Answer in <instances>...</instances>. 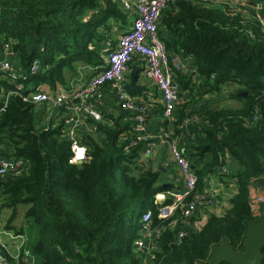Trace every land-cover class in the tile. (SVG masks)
Returning <instances> with one entry per match:
<instances>
[{
  "label": "trees",
  "instance_id": "16d2710c",
  "mask_svg": "<svg viewBox=\"0 0 264 264\" xmlns=\"http://www.w3.org/2000/svg\"><path fill=\"white\" fill-rule=\"evenodd\" d=\"M236 1H242L240 6L221 0H168L160 14L159 37L169 56L191 62L189 70L195 71L175 73L180 96H186L173 118L174 137L194 134L183 146V156L197 177L195 192H206L212 179L224 189L234 188L220 215L203 220L198 212L182 220V208L190 201L185 199L172 217L160 220L158 210L174 203L168 197L156 203L155 195L166 188L158 184V170L139 161L140 146L127 151L129 124L120 125L116 117L111 129L97 126L103 139L83 136L87 160L70 165V142L62 139L60 128L38 125L35 105L23 100L38 89H68L81 75L79 65H102L104 50L97 46L115 43L114 34L127 27L128 15L113 0H0V43L10 45L16 68L26 76L20 80L22 90L0 81V97L6 88L17 91L0 113V155L27 159L21 175L0 178L1 206L12 210L2 226L28 240L21 228L12 226L21 206L31 236L27 245L22 241L18 256L2 248L0 258L25 264L27 250L33 264H142L133 245L139 218L148 210L161 231L149 264L206 263L224 238L234 250L242 248L247 225L260 217L250 188L264 180V152L257 148L264 144V0ZM34 59L40 66L31 74ZM226 84L240 107L199 108V102L224 92ZM155 107L161 114L162 107ZM194 116L201 125L178 129L187 120L190 125ZM226 158L235 168L222 174ZM223 199L219 194L213 204ZM261 255L264 264V247Z\"/></svg>",
  "mask_w": 264,
  "mask_h": 264
},
{
  "label": "built area",
  "instance_id": "2783aa9c",
  "mask_svg": "<svg viewBox=\"0 0 264 264\" xmlns=\"http://www.w3.org/2000/svg\"><path fill=\"white\" fill-rule=\"evenodd\" d=\"M113 1L128 15L130 22L125 29H119L115 35L114 46L111 43L107 44V48L101 54L103 64L97 67L85 66L91 69V73L78 88H73V83L77 79L70 82L68 89L62 87H58L55 91L38 89L24 95L23 100L35 105L38 114V125L45 128H60L62 139L70 142L68 164L81 165L87 160V150L82 144L81 138L83 136L80 133L82 127L85 126L84 115L90 116L94 121L101 120V114L95 108L93 109L88 101H93L94 105H100L103 99V89L107 86L110 87L118 103L128 112L127 120L132 127L131 133L128 134L127 151L140 146L138 154L143 158H149L156 149L165 146L169 156L179 167L180 181L183 184L180 201L170 206L161 207L157 213L158 219L166 220L172 217L177 206L183 200L189 199L190 201L183 206L180 217V219L186 220L200 212V202H206L207 204L204 205L210 207L213 205V198L216 197L215 189L208 184L206 192H195L197 177L192 170L190 161L183 156L184 153L180 150L184 143V137L183 135L173 136L174 112L181 93L175 80V73L195 75V71L189 70V62L186 64L178 56H169L164 41L159 37L160 14L168 0ZM0 48V52L3 54L0 57V74L4 75L3 78L0 77V81L6 80L15 89L22 90L20 80H25L26 76L16 68V58L12 55L10 45L1 42ZM134 60L144 62L142 76L154 83L162 100L161 116L165 125L156 134H150L146 130L147 107L134 100V98L127 97L122 90L123 85L126 83L124 73L128 65ZM39 66V61L34 59L30 65V73H37ZM15 89L9 87L2 91L3 107H0V113L7 104L9 96L17 94ZM185 122L178 129H187L188 120ZM89 131H95V128L89 129ZM187 134L193 139V134L189 131ZM81 147L85 148V151L83 158L78 159L77 157L81 155H78V150ZM73 160L76 162L72 163ZM26 161L27 159L23 157L12 158L0 155V178L21 175L25 170ZM224 162L225 166L221 169L222 174L229 172L230 158H226ZM169 195L163 193L155 195L156 203H164L167 197H170ZM210 198L211 201L209 202ZM263 201L264 198L262 197L254 198L255 209H259V205ZM177 220L171 221L169 227L174 226ZM139 224L140 233L133 246L136 254L141 257L142 264H149L154 259L155 252L158 251L156 240L159 238L161 231L154 225L152 213L149 210L140 216ZM0 234H7L2 230L1 222ZM11 236V243L21 240L18 247L15 245L16 243L12 244L19 253L23 246V238L18 235ZM182 236L183 233H180L179 238ZM24 252L23 262L33 264L28 251L25 250ZM0 263L7 264L2 258H0Z\"/></svg>",
  "mask_w": 264,
  "mask_h": 264
},
{
  "label": "crops",
  "instance_id": "0c3cea01",
  "mask_svg": "<svg viewBox=\"0 0 264 264\" xmlns=\"http://www.w3.org/2000/svg\"><path fill=\"white\" fill-rule=\"evenodd\" d=\"M214 1L216 2L218 0H214ZM221 1L224 2L225 0H221ZM228 1L233 2V3L237 2L236 0H228ZM241 3H242V1H239L233 7H238V6H240ZM129 22H130V19H127L128 24H129ZM114 31L116 32L118 30L115 29ZM116 34H117V32L114 34V38H113L114 40H115ZM108 43H111V45H113V46L115 45V43L111 42L110 40H107V41H104L103 43H101V45L97 46V48L103 51L107 48ZM189 65H191V62H189ZM132 67L137 68L138 73L141 75V78H144L142 76L143 68H144V62L142 60H134L133 62H131L128 65V67L124 73L125 82L128 81V77L132 72ZM77 70L80 72L81 75L78 78V80L73 83V88H78L79 86H81L83 81H86L87 78L89 77L90 73H91L90 68H88V67L86 68L85 66H81V65H79L77 67ZM67 77H69V79H67V80H70L71 76L69 73H67ZM144 79L145 80L141 79L140 82H138V83L147 87L149 91L142 98H140V99L134 98V100L138 101L140 104L142 103V105H145L147 107L146 130L150 134H156L165 125V122H164V124L162 126L163 119L161 118V114L156 113L157 107H155L158 105L160 107H162V100H161L159 92L157 91L154 83L149 79H146V78H144ZM223 93L224 92H220L219 96L217 94L214 97L209 98L208 100H203V101L199 102V104H198L199 108H201V104H208L207 107H213V108H215L217 106L223 107V101L221 100L223 98ZM182 95L186 96V94H184V93ZM181 96H180V99H179L178 104L176 106V111H177L178 105L180 104L181 99H183V96L182 97ZM224 103L228 104L227 102H224ZM88 104H90L93 109L95 108L101 114V120L100 121H94L90 116L84 115L85 126L82 127V129H81V132H80L81 136L90 135L93 137V139L102 140L104 137V134L98 130L97 126H99V127L102 126L104 128L111 129V128H113V125H114L113 122H114V119L116 117L121 118L119 120L120 125L125 126V125L129 124L128 120H127L128 112H126L121 107L120 103H118V100L115 98V94H114L113 90L108 86L103 89V99H102V102L100 103V105H94L95 103L93 101H88ZM194 118L196 120H194L190 125H188V129H189V127H195L198 124L201 125L200 118L197 116H194ZM174 119H175V112H174ZM92 128H95V131L90 132L89 129H92ZM183 137H184V143L185 144L184 143L182 144V150H183L182 152L184 153L183 146H185V147L188 146L190 144V139L192 140V138L190 136L189 137L183 136ZM138 156H139L140 162L143 160L145 162L146 166H149L152 169L155 168L156 170H158V172H159L158 184L162 185L163 188H166V191L163 194H170L169 195L170 197H168V198L172 199L173 203H175V204L178 203L180 201V194L183 192V184L180 181L179 167L176 165V163L173 162V160L169 156L167 148L165 146L159 147L158 149H156L152 153V155L149 158H143L140 155H138ZM232 167L234 170L235 165L232 166L230 164V169H232ZM230 169H229V171H230ZM207 184L210 185V187L215 189L216 196H218L219 194H222V197H224L225 194L227 193V191L230 189V188L224 189L220 184H217L213 179L210 180L209 182H207ZM231 189H234V188L231 187ZM260 197L264 198V193L259 190V192H257L254 195V198L256 199V198H260ZM224 199H223L222 203L213 204L211 207L205 206L204 210L200 209V214L202 215V219L203 220L206 219L205 214L207 212V209H210L213 207H216L215 212L218 214H216V213H211V214L220 215L223 212V210H225V208H227L226 200L228 198L225 197ZM13 251H14V253L16 252L14 245H13Z\"/></svg>",
  "mask_w": 264,
  "mask_h": 264
},
{
  "label": "water",
  "instance_id": "95a60500",
  "mask_svg": "<svg viewBox=\"0 0 264 264\" xmlns=\"http://www.w3.org/2000/svg\"><path fill=\"white\" fill-rule=\"evenodd\" d=\"M140 78L137 68L132 67L128 81L122 87L127 97L140 99L149 91L147 87L138 83ZM245 95L246 93H243L238 96ZM257 148L264 152V144L257 145ZM257 186L264 193V181L257 183ZM259 213V220L247 225L242 248L234 250L224 238L220 245L212 248L206 263L196 264H261V250L264 247V201L259 205Z\"/></svg>",
  "mask_w": 264,
  "mask_h": 264
},
{
  "label": "rangeland",
  "instance_id": "374dc122",
  "mask_svg": "<svg viewBox=\"0 0 264 264\" xmlns=\"http://www.w3.org/2000/svg\"><path fill=\"white\" fill-rule=\"evenodd\" d=\"M250 1H253L254 3H256V0H250ZM226 4L228 5H231V6H234L235 4H237L238 2H230L228 0H225L224 1ZM233 3V4H232ZM239 5V4H238ZM258 8H260V5L258 4L257 6ZM259 10L257 9L256 12H258ZM3 54L0 52V57H2ZM13 61V60H11ZM140 79H143L145 80L144 78H140ZM227 88V89H226ZM232 90V87L230 86V84H226L225 85V89H224V93H223V98L221 99L223 101V106L224 107H231V108H237V107H240V103L235 101L234 99H232L230 96H229V91ZM220 100V101H221ZM224 102H227L228 104H225ZM153 170H156L155 168ZM232 170H233V167H232ZM264 180H261L259 182H262ZM257 182V183H259ZM257 183L253 185V187L250 188V198L253 200L254 198V195L259 192V188L257 186ZM230 192H231V188L228 190L227 194H226V198H228L230 196ZM253 193V194H252ZM253 197V198H252ZM225 198V196H224ZM2 196H0V222L2 223V225L4 226L5 222L7 221V219L9 218L12 210L8 207H6V205L4 206H1L2 205ZM211 201V198L209 199V202ZM213 202V200H212ZM227 202V200H226ZM201 204V205H200ZM200 208L201 206L203 208H201L202 210H204L205 208V205L204 204H207L206 202H200ZM209 204V203H208ZM226 204V203H225ZM211 207V206H210ZM20 208V209H19ZM17 209L18 211V215L17 217L14 219L13 221V228H15V230H19L20 228L23 230L24 232V235L26 236V238H31L30 236V228H29V225L23 221V214L21 212V206ZM199 208V209H200ZM216 207H213V208H210V209H207V212H206V216L208 214H211V213H216L215 212V209ZM198 213V212H197ZM200 213V212H199ZM218 214V213H216ZM136 220V215L133 217V220H132V223ZM3 226H2V230L3 231H6L3 229ZM8 232L6 235H3V234H0V255H1V251L3 250L2 248L10 251L12 253L13 251V246L11 244V235H14L15 234V231L14 230H9V231H6ZM28 236V237H27ZM28 240L26 239H23L22 241L27 245L28 243H26ZM21 240H18L17 243L15 244L17 247L19 246ZM14 255V254H13ZM15 255L18 256V253L15 252ZM1 264V263H0ZM35 264H38V261H35Z\"/></svg>",
  "mask_w": 264,
  "mask_h": 264
},
{
  "label": "clouds",
  "instance_id": "9594fccd",
  "mask_svg": "<svg viewBox=\"0 0 264 264\" xmlns=\"http://www.w3.org/2000/svg\"><path fill=\"white\" fill-rule=\"evenodd\" d=\"M79 150H82V151H81V153H80L81 155H79L77 158H78V159H82V158H83V153H84V151H85V148L81 147ZM71 162H72V163H75L76 161L73 160V161H71ZM5 232H6V231H5ZM6 233H8V232H6ZM8 234H9V233H8ZM17 241H18V240L13 241L11 244H13V243H17ZM12 246H13V245H12ZM14 248H15V246H14Z\"/></svg>",
  "mask_w": 264,
  "mask_h": 264
},
{
  "label": "snow or ice",
  "instance_id": "6c2138e0",
  "mask_svg": "<svg viewBox=\"0 0 264 264\" xmlns=\"http://www.w3.org/2000/svg\"><path fill=\"white\" fill-rule=\"evenodd\" d=\"M82 150H78V155L81 153Z\"/></svg>",
  "mask_w": 264,
  "mask_h": 264
}]
</instances>
